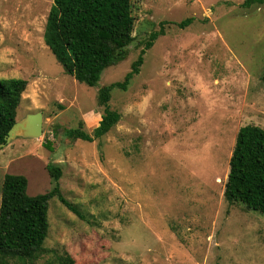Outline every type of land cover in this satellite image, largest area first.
Here are the masks:
<instances>
[{"label":"rangeland","instance_id":"1","mask_svg":"<svg viewBox=\"0 0 264 264\" xmlns=\"http://www.w3.org/2000/svg\"><path fill=\"white\" fill-rule=\"evenodd\" d=\"M243 1L131 0L127 54L88 86L43 40L53 0H0V79L27 82L16 120L43 115L41 136L0 146V188L6 173L29 195L57 183L81 215L51 198L42 250L0 264H264V215L223 197L238 129L264 128V3ZM153 32L139 72L111 90L118 122L68 138L98 125V88L123 80Z\"/></svg>","mask_w":264,"mask_h":264},{"label":"trees","instance_id":"2","mask_svg":"<svg viewBox=\"0 0 264 264\" xmlns=\"http://www.w3.org/2000/svg\"><path fill=\"white\" fill-rule=\"evenodd\" d=\"M262 3L264 0H244L241 6ZM185 22L178 25H185ZM133 28L131 0H53L43 40L65 73L78 82L94 86L105 68L125 58L133 40ZM157 36L158 32L151 33L122 81L98 88L97 102L103 106L98 125L91 133L80 126L68 128L65 130L68 138L92 141L118 122V112L108 105L111 90L126 88L139 72L145 51ZM261 79L264 82V71ZM26 84L22 78L0 79V144L4 143L5 135L16 121V110ZM44 145L50 148L48 142ZM47 170L57 181L60 169L48 164ZM53 197L81 216L61 194L57 183L51 190L29 195L24 175L4 174L0 188V255L22 260L24 255L42 250L49 229V200ZM223 197L229 204H241L246 210L264 215V128L247 124L238 129Z\"/></svg>","mask_w":264,"mask_h":264},{"label":"water","instance_id":"3","mask_svg":"<svg viewBox=\"0 0 264 264\" xmlns=\"http://www.w3.org/2000/svg\"><path fill=\"white\" fill-rule=\"evenodd\" d=\"M42 120L43 115L41 111L29 113L24 118L16 120L5 135L4 143H1L0 146L8 143L17 135L28 138H37L41 136Z\"/></svg>","mask_w":264,"mask_h":264}]
</instances>
